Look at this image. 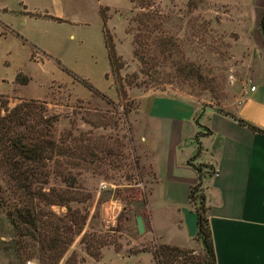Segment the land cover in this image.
Here are the masks:
<instances>
[{"label": "rangeland", "instance_id": "374dc122", "mask_svg": "<svg viewBox=\"0 0 264 264\" xmlns=\"http://www.w3.org/2000/svg\"><path fill=\"white\" fill-rule=\"evenodd\" d=\"M104 1L115 6L98 8L100 18V10L105 18L103 37L110 38L117 58L105 75L110 87L98 73V55L89 52L85 42L78 43L79 34L93 35L94 40L93 0H63L70 22L52 24L51 29L67 50L51 57L35 54L36 62H28L11 41L0 39V116L26 101L39 122L57 117L48 129L58 147L67 135L88 138L98 158L70 167L56 155L61 165L50 166L74 175L77 198L84 201L71 206L87 210L82 230L72 237L63 259L71 256L74 264H157L151 251L160 242L145 237V229L138 234L134 223L139 215L147 227L145 203L153 184L148 152L138 134L148 99L167 95L189 98L198 107L230 109L249 86L264 80L262 39L257 19L243 4L148 0L154 28L146 33L134 21L146 11L138 1ZM140 34L160 61L155 73L148 74L133 54L134 36ZM23 73L31 77L29 84V79L25 84L15 82L16 75L28 78ZM30 123L45 131L41 122ZM73 151L77 153L76 148ZM50 185L66 188L54 177ZM0 186L5 187L1 171ZM50 210L60 216L65 208L53 205ZM183 248L200 251L196 241ZM27 261L41 264L35 257ZM6 262L0 251V264Z\"/></svg>", "mask_w": 264, "mask_h": 264}, {"label": "crops", "instance_id": "0c3cea01", "mask_svg": "<svg viewBox=\"0 0 264 264\" xmlns=\"http://www.w3.org/2000/svg\"><path fill=\"white\" fill-rule=\"evenodd\" d=\"M209 1L243 4L254 14L257 26L264 11V0ZM93 3L97 34L94 40L93 35L79 34L78 43L85 42L89 52L98 55V73L105 77L109 61L98 8L115 6L104 0ZM68 10L63 0H0V39L11 41L28 62H36L35 54L56 56L67 48L51 25L70 22ZM23 74L29 84L31 77ZM252 86L255 89L248 87L239 104L224 110L228 115L212 106L198 107L189 98L153 95L148 99L138 133L153 174L145 203L147 227L141 218L145 237L182 248L194 242L196 215L188 191L198 180L189 164L196 156L192 163L210 168L202 178V193L215 264H264V136L237 121L264 130V80ZM201 127L208 131L196 139Z\"/></svg>", "mask_w": 264, "mask_h": 264}, {"label": "trees", "instance_id": "16d2710c", "mask_svg": "<svg viewBox=\"0 0 264 264\" xmlns=\"http://www.w3.org/2000/svg\"><path fill=\"white\" fill-rule=\"evenodd\" d=\"M130 1H138L140 7L146 10L139 13L134 21L138 24V30L150 33L154 28V18L148 10V0ZM100 15L104 30L105 18L101 10ZM258 28L264 49V11L260 15ZM134 37V56L148 74L155 73L160 62L157 54L141 39L142 34ZM104 43L109 63L113 65L117 58L110 38L106 36ZM197 78L200 83L202 79L199 76ZM27 80L28 78L19 75L15 77V82L19 84H25ZM30 108L28 102L21 101L12 108L5 109L0 116V171L5 184L4 188L0 186V236L7 239L0 240V251L7 259L6 264H25L32 257L41 264H74L71 256L63 259V255L72 237L81 232L87 218V210L82 208L81 211L71 206L73 202L84 201L83 198H77L74 175L69 170H54L50 166L61 165L56 155L70 167L97 161L98 158L89 147L88 138L67 135L66 140L61 142L63 146L58 147L54 140L50 139L52 134L48 129L57 117L50 115L41 119L40 122L45 127V131H42L30 123H40ZM214 108L219 113L228 115L226 111ZM237 121L264 136V130L241 119ZM204 131L208 129L201 127L196 139L202 132L205 133ZM71 142H78L77 147L74 144L71 146ZM74 148L77 153L73 151ZM195 158L196 156L191 158L189 164L197 171L198 180L189 188L188 202L196 215V232L193 239L199 243L200 251L194 253L192 249L158 243L151 251L157 264H215L207 208L202 193V178L210 173V168L205 164L192 163ZM50 177L58 179L66 188L48 186ZM53 205L64 207L65 211L57 216L50 210ZM97 255L94 254L96 257Z\"/></svg>", "mask_w": 264, "mask_h": 264}, {"label": "water", "instance_id": "95a60500", "mask_svg": "<svg viewBox=\"0 0 264 264\" xmlns=\"http://www.w3.org/2000/svg\"><path fill=\"white\" fill-rule=\"evenodd\" d=\"M135 228L138 234H141L144 230L142 219L139 215H136L134 218Z\"/></svg>", "mask_w": 264, "mask_h": 264}, {"label": "built area", "instance_id": "2783aa9c", "mask_svg": "<svg viewBox=\"0 0 264 264\" xmlns=\"http://www.w3.org/2000/svg\"><path fill=\"white\" fill-rule=\"evenodd\" d=\"M250 91H252V90H254L255 89V87L254 86H249V88H248ZM214 174H216V172L214 173ZM26 264H33L31 261H26Z\"/></svg>", "mask_w": 264, "mask_h": 264}]
</instances>
